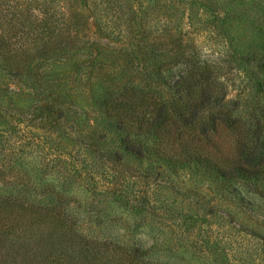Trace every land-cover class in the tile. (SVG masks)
Returning <instances> with one entry per match:
<instances>
[{
  "label": "rangeland",
  "instance_id": "374dc122",
  "mask_svg": "<svg viewBox=\"0 0 264 264\" xmlns=\"http://www.w3.org/2000/svg\"><path fill=\"white\" fill-rule=\"evenodd\" d=\"M42 1L0 0V25L18 3L37 11ZM192 2L137 0L149 15L141 25L169 26L162 55L178 66L161 71L128 58L133 39L98 26L95 10L71 33L80 47L71 57L46 53L14 74L0 55V192L40 203L122 264H264V174L248 177L252 166L238 158L243 148L264 171V0ZM36 39L58 49L55 34ZM181 70V91L161 80ZM194 82L214 97L186 119ZM169 95L173 117L151 125L143 117ZM119 119L143 123L144 157L125 150Z\"/></svg>",
  "mask_w": 264,
  "mask_h": 264
},
{
  "label": "trees",
  "instance_id": "16d2710c",
  "mask_svg": "<svg viewBox=\"0 0 264 264\" xmlns=\"http://www.w3.org/2000/svg\"><path fill=\"white\" fill-rule=\"evenodd\" d=\"M52 1L43 0L41 8L37 11L18 3L20 6L14 12V21H11L8 26L0 25V28L4 29L0 33V55L3 60H1L3 69L16 74L21 72L29 60L54 51L58 53V58L62 54L64 57H71L73 53L71 51L76 52L80 48L73 47L70 42L73 36L71 33L75 27L77 32L81 31L80 26L84 25V20L89 19L91 10H95L92 15L93 19L97 16L99 18L98 26L101 27V24H104L102 29L104 26H113V32L118 35L115 36L116 38L120 39L121 36L127 35L126 37L133 39L129 40V43L127 41L126 47L124 45L121 48L115 47L117 52L125 47L124 52L128 54V58L134 60L142 57L146 61L139 64L147 68L151 66V63H154L153 67L156 71H161L166 64L178 66V61L173 63L174 59H168L162 55V50L167 45L165 34L168 35L169 26L166 23L152 25L147 21L145 25H141L142 20L145 18L147 20L149 15L142 14L147 7L141 5L138 8L136 5L137 0H60L59 9L58 3L54 5ZM192 1V4H195L197 0ZM75 4L82 9H87L85 11L77 10ZM126 7L127 11L125 10ZM73 10L74 13H72ZM110 11H113V21L115 20L114 24L117 25H111L110 18L112 16H109ZM144 11H147V9ZM137 18L140 20V25ZM56 23H58V26H55ZM32 24H35L34 27L36 28L44 24L46 26L36 33V29L31 26ZM7 29L9 30L8 33H12L9 42L4 40L5 30ZM43 34L46 36L55 34L58 37L57 50L49 51L45 41L39 42L36 39ZM79 34L78 32L74 36ZM26 38L27 41L22 42ZM6 48H9V50ZM141 62L143 61L141 60ZM124 64H127L126 68H130L134 63L128 61ZM186 78L185 73L181 70L180 78L176 81L167 76H164L161 80L164 84L178 87L177 90L181 91V83ZM193 85L198 87L195 90V104L192 106L190 116H187L186 119L196 118L201 106L213 101L214 97V93L208 85L199 82H194ZM189 90L192 94L193 89ZM170 101H173L170 95L161 97L159 101H156V112L149 109L148 113L150 115H145L143 118H148L151 125L159 116L171 119L173 111L172 113L171 111L167 112ZM152 118L153 120H151ZM119 123L120 130H126V136L122 140L125 150L133 155L144 157L143 153L146 145L139 139V132L143 127V123L137 128L133 124H130L129 128L123 126V119H119ZM132 125L138 133L131 130ZM131 133L134 135H131ZM109 154L118 156L120 152L115 150L109 152ZM243 154V148H240V155L238 156L240 162L245 160L246 163L252 166V169H245L247 176L261 178L264 171L253 166L255 160L247 161L244 159ZM263 160L261 156L259 161L262 162ZM255 164L257 165L258 162ZM1 189L2 187H0ZM45 208L40 203H29L24 198L8 193V191L0 192V264H122L121 259L115 258V256L114 258L108 257L105 253L106 249H101L105 248L104 244L87 239L73 231L70 224H68L69 221L60 220L58 216H49L42 213ZM138 251L136 250V252Z\"/></svg>",
  "mask_w": 264,
  "mask_h": 264
}]
</instances>
